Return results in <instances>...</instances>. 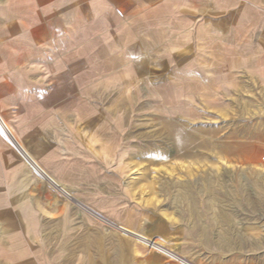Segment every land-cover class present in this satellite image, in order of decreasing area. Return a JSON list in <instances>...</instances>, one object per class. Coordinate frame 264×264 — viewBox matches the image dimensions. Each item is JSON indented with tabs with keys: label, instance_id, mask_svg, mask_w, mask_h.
Instances as JSON below:
<instances>
[{
	"label": "rangeland",
	"instance_id": "obj_1",
	"mask_svg": "<svg viewBox=\"0 0 264 264\" xmlns=\"http://www.w3.org/2000/svg\"><path fill=\"white\" fill-rule=\"evenodd\" d=\"M196 1L153 0L147 20L144 0L122 2L103 27L83 30V40L33 55L3 48L0 59L23 51L32 61L0 60V215L53 216L51 234H72L73 264H92L101 246L111 258L127 236L111 224L144 225L145 211L172 192L162 185L206 182L209 136L219 149L232 121L247 118L232 109L224 64L214 62L240 46L209 30L226 23L224 14L209 15L213 0ZM250 1L239 0L229 23L252 22L240 15Z\"/></svg>",
	"mask_w": 264,
	"mask_h": 264
},
{
	"label": "crops",
	"instance_id": "obj_2",
	"mask_svg": "<svg viewBox=\"0 0 264 264\" xmlns=\"http://www.w3.org/2000/svg\"><path fill=\"white\" fill-rule=\"evenodd\" d=\"M129 1L0 0V56L8 52L5 47L27 48L33 55L41 48L67 46L74 37L83 40V30L103 27L105 14L121 11L122 2ZM163 1L161 6L167 5L168 0ZM216 1L210 3L209 15L224 14L226 23L214 21L209 30L222 31L219 41L227 45L232 40L241 53L214 62L224 64L226 95L236 96L232 109L248 112L247 118L232 121L219 140V149L216 145L213 149L209 136L208 155L214 161L206 182L162 185V190L172 192L162 194L161 205L145 211L144 225L111 224L127 236L116 239L111 258H105L104 247H97L92 264H264V0H251L254 6L240 15L248 14L252 22L241 23H229L239 0ZM144 3L147 20L153 0ZM232 30L241 33L234 39L227 33ZM12 55L18 58L0 60L32 61L25 58L27 52ZM225 104L227 110L229 103ZM47 180L68 193L63 184ZM58 204L67 205L61 200ZM59 217V224L64 223L66 215ZM49 219L54 217L25 220L0 215V264H73L76 257L68 241L72 234H51L56 231L46 225ZM54 237L65 240L57 245Z\"/></svg>",
	"mask_w": 264,
	"mask_h": 264
},
{
	"label": "built area",
	"instance_id": "obj_3",
	"mask_svg": "<svg viewBox=\"0 0 264 264\" xmlns=\"http://www.w3.org/2000/svg\"><path fill=\"white\" fill-rule=\"evenodd\" d=\"M0 124H2V120H1V118H0ZM34 165H35L36 167H38L36 163H34Z\"/></svg>",
	"mask_w": 264,
	"mask_h": 264
}]
</instances>
